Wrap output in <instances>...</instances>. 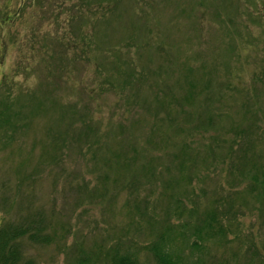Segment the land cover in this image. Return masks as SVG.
<instances>
[{
	"label": "rangeland",
	"instance_id": "rangeland-1",
	"mask_svg": "<svg viewBox=\"0 0 264 264\" xmlns=\"http://www.w3.org/2000/svg\"><path fill=\"white\" fill-rule=\"evenodd\" d=\"M263 173L264 0H0V223L41 210L36 264H264Z\"/></svg>",
	"mask_w": 264,
	"mask_h": 264
},
{
	"label": "trees",
	"instance_id": "trees-1",
	"mask_svg": "<svg viewBox=\"0 0 264 264\" xmlns=\"http://www.w3.org/2000/svg\"><path fill=\"white\" fill-rule=\"evenodd\" d=\"M6 16V19H9L10 15L7 14ZM259 186L262 188V197L264 198V180L260 181ZM211 214L208 213L202 226L197 227L198 232L202 229L210 234L223 232L222 225ZM47 226L48 223L41 210H35L24 216L0 223V264H36L35 260L26 253L25 241L31 243L47 242L49 237ZM150 251V264H171V254L164 250L160 243L152 246ZM109 258L111 264H148L141 262L130 253H120L116 248Z\"/></svg>",
	"mask_w": 264,
	"mask_h": 264
}]
</instances>
